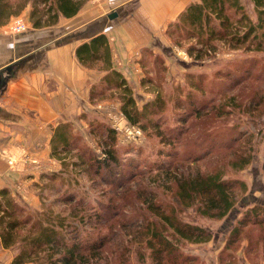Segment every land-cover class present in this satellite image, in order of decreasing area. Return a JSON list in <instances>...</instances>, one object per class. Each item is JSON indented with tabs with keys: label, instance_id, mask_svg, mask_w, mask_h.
<instances>
[{
	"label": "rangeland",
	"instance_id": "374dc122",
	"mask_svg": "<svg viewBox=\"0 0 264 264\" xmlns=\"http://www.w3.org/2000/svg\"><path fill=\"white\" fill-rule=\"evenodd\" d=\"M242 2L245 11L258 24L255 4L251 0ZM30 12L28 5L9 20L3 16L0 24L6 25L8 34L21 33L23 31L15 29L18 20L24 22L27 30L33 25ZM229 13L236 26L235 20L240 13L235 10ZM167 29L160 50L148 47L157 54V62L154 54H147L138 79L127 80L140 109L158 97L165 100L161 113L146 118L149 126L141 129L143 133L139 138H129L116 131L117 138L112 143L110 136L107 138L91 131L88 118L100 123V132H104L103 123L114 128V122H129L121 109L123 91L108 89L102 80L107 70L104 60L88 66L93 70V76L95 69L99 73L98 84L93 80L88 94L94 108L90 111L83 107L72 121L79 134L75 141L77 148L60 158L54 157L56 163L53 159V163L49 161L52 165L47 166L45 172H63L61 177L69 185L64 186L62 192H57V185L50 186L48 196L45 195V207L54 215L68 218V223L78 228L81 240L88 236L102 238L108 235L110 241L106 249L99 252L101 256L96 255L89 258L88 263L79 264H154L144 236L132 239V229L120 232L118 223L121 220L134 222L135 218L155 220L160 218L157 213L163 210L183 223L200 226L212 234L208 241L191 242L171 233L175 247L166 257L170 264H264V221H261L264 218V132H259L264 125V101L259 106L257 101H250L254 95L264 100V49L256 50L255 44L250 48L248 45L235 47L218 40L211 51L196 59L186 50L196 44V40L185 39L183 32H173L174 26ZM249 70L251 74L247 75ZM198 81L203 83V90L195 91L191 85ZM237 81L241 82L236 85ZM96 84L99 96L92 100L90 91ZM193 94L198 99L196 108L191 105ZM197 108H203L201 114L195 112ZM84 115L88 118L82 119ZM185 115L188 120L182 123L179 120ZM155 123L159 125L155 127ZM135 126L140 128V125ZM179 128H183L181 134ZM107 143L119 151L123 164L118 169L121 175L117 172L112 175L105 169L98 173L97 167L88 159L90 155L105 157ZM81 153L85 154L86 165L73 168L74 161L80 162L78 155ZM245 154H250V162L238 168L237 164ZM160 166L163 168L159 169ZM188 167L189 171L198 168L208 174L222 172L225 179L246 183L245 190L239 184L234 188L237 203L228 216H205L200 214L197 206L187 207L179 202L177 178L187 173ZM121 182H124L123 186H119ZM28 188L40 200L38 207L33 208H41L40 188L34 189L31 185ZM72 194L74 200L67 201V196ZM149 204H154L155 209L150 210ZM256 204L263 206L259 215L248 217L247 212ZM33 210L28 209L27 214L36 213ZM246 218H250L245 222L246 226L237 240L233 239L234 228ZM110 219L112 228L108 230L101 222ZM15 253V249H4L0 241V264H8ZM166 259L161 264H166ZM40 263L41 260L28 264Z\"/></svg>",
	"mask_w": 264,
	"mask_h": 264
},
{
	"label": "trees",
	"instance_id": "16d2710c",
	"mask_svg": "<svg viewBox=\"0 0 264 264\" xmlns=\"http://www.w3.org/2000/svg\"><path fill=\"white\" fill-rule=\"evenodd\" d=\"M88 1L90 0H0V23H2L3 16L6 20H9L11 16L19 14V12L30 5V20L34 27L55 25L61 17L72 18L77 15ZM251 1L255 4L256 11L259 14L258 24L245 11L242 0H196L191 2L167 28L174 26L175 31L173 32H183L185 39L196 40V44H192L186 49L188 54L191 56L195 55L196 59H201L205 53L211 51L214 48V42L218 40L230 43V45L235 47L248 45L247 47L250 48L255 44L256 50H263L264 0ZM17 2L18 9L16 8ZM230 10H235L237 14L240 13L239 18L235 20L236 26H233L234 20L229 13ZM256 41L257 43H255ZM148 50L149 48H144L141 52L140 63L143 68L147 54H154L155 58L157 57V54ZM76 55L85 66H91L97 61L104 60L107 70L102 76V80L106 82L108 89L123 91L121 109L130 123L140 125L144 129L149 126L146 118L151 114L161 113L165 108V100L161 97L147 102L141 109L136 105L133 90L127 83V79L113 66L111 48L106 34L100 33L79 45L76 49ZM250 74L251 70L248 71L247 75ZM240 82L237 81L235 83L237 85ZM97 84L95 88L92 86L90 91L92 100L96 99L98 95L96 92L98 89ZM191 87L196 89L195 91L203 90V83H199V81L193 82ZM193 95L194 98L191 105L196 108L195 104L198 103V99L195 94ZM256 96H252L250 101H257V106L263 104V97L258 98ZM179 106L182 107L181 104ZM202 109L197 108L195 112L201 114ZM81 118L87 119L88 116L84 115ZM187 120V115H185L179 121L185 123ZM96 121L88 118L89 127L92 128L91 131H95L96 134L101 136L106 135L107 138L110 136L109 140L115 143L117 138L116 130L111 125L103 123L104 132H100L98 128L100 123ZM158 125V123L154 124L155 127ZM178 132L181 134L183 128H179ZM259 132H264V125ZM77 135L79 136L72 121L58 124L54 128L51 141L52 155L60 158L62 154L75 150L77 148L75 145V141L78 138ZM107 146L104 148L105 157L90 155L88 159L91 160L93 166L97 167L98 173L105 169L112 175L115 172H117V175H121L118 169L123 164L119 157V151L113 144L107 143ZM78 156L80 162L74 161L72 163L73 168L86 165L85 154L81 153ZM194 162H196V159ZM249 162L250 154L242 155L240 164H237V167L243 168ZM161 168L163 167L160 166L159 169ZM187 170V173H182L177 178L179 185L176 194L177 198L181 204L187 207L197 206L200 214L205 216L225 218L236 206L237 196L234 190L236 185L239 184L244 190L246 189V183L243 180L225 179L222 172L208 174L198 168L189 171V167ZM61 175H63V172L55 171L42 174L41 178L44 182L40 185L39 192L42 200L41 208H33L30 204L21 201L11 193L9 188L0 189V241L4 249L16 250L10 264H28L31 261L40 260L42 261L40 264L88 263L89 258H93L96 255L101 256L99 252H103L106 249V245L110 241L107 238L108 235L102 238L88 236L86 239L81 240L78 228L70 225L67 221L68 218H63L59 214L54 215L53 212L45 207V195L48 196L50 186L57 185V192H62L64 186L69 185V183H65V179ZM123 185L124 182L119 184V186ZM67 193L70 194V192ZM67 198V201L74 200V195H69ZM155 207L154 204H149L150 210L155 209ZM261 207L263 206L256 204L247 212V216L259 215ZM28 209H34L33 211L36 213L27 214ZM262 213L264 214V210ZM157 215L160 218L155 220L135 218L134 222L121 220L118 223L120 232H124L127 228L132 229L134 233L132 239L144 236L145 246L149 249L150 257L154 260V264H161L166 257L170 256L171 251L175 247L172 237L174 234L191 242L208 241L212 237L211 232L207 229L183 223L179 218H174L172 214L166 213L165 210L160 211ZM249 219L246 218L239 223L240 226L234 228L231 234L233 239L237 240L242 228L246 226L245 222ZM110 221L111 219L104 220L101 223L108 226V230H111L112 224L109 225ZM261 221H264V218ZM71 227L73 228L70 229ZM43 251L46 254H43ZM166 264H170L169 258L166 259Z\"/></svg>",
	"mask_w": 264,
	"mask_h": 264
},
{
	"label": "crops",
	"instance_id": "0c3cea01",
	"mask_svg": "<svg viewBox=\"0 0 264 264\" xmlns=\"http://www.w3.org/2000/svg\"><path fill=\"white\" fill-rule=\"evenodd\" d=\"M194 1L91 0L77 15L61 17L55 25H32L8 34L0 24V148L25 150L37 160L10 169L0 158V189L9 188L21 201L38 207L40 200L28 186L40 188L47 166L56 163L51 148L54 128L75 121L83 107L93 110L88 94L99 73L95 69L93 76L79 61V45L106 34L114 68L129 81L138 79L142 50H160L168 25Z\"/></svg>",
	"mask_w": 264,
	"mask_h": 264
},
{
	"label": "built area",
	"instance_id": "2783aa9c",
	"mask_svg": "<svg viewBox=\"0 0 264 264\" xmlns=\"http://www.w3.org/2000/svg\"><path fill=\"white\" fill-rule=\"evenodd\" d=\"M103 0H93V2H101ZM19 31L26 30L24 22L22 20H18V25L15 28ZM123 122H125L127 125H124ZM129 122V121H128ZM114 129L121 134H124L128 136L129 138H139L142 135V128L135 126V124L127 123L124 121H118L114 122ZM0 158L5 159L7 165L11 169H21L26 168L29 163H37V160L34 159V157L27 151L22 150L19 152H13L10 149H1L0 150Z\"/></svg>",
	"mask_w": 264,
	"mask_h": 264
},
{
	"label": "water",
	"instance_id": "95a60500",
	"mask_svg": "<svg viewBox=\"0 0 264 264\" xmlns=\"http://www.w3.org/2000/svg\"><path fill=\"white\" fill-rule=\"evenodd\" d=\"M118 14L117 13H113V15L112 16H117Z\"/></svg>",
	"mask_w": 264,
	"mask_h": 264
}]
</instances>
